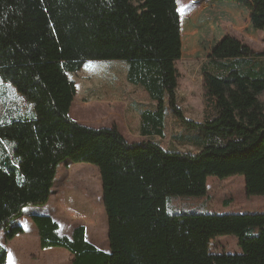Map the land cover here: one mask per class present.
Segmentation results:
<instances>
[{
  "label": "trees",
  "instance_id": "trees-1",
  "mask_svg": "<svg viewBox=\"0 0 264 264\" xmlns=\"http://www.w3.org/2000/svg\"><path fill=\"white\" fill-rule=\"evenodd\" d=\"M234 1L264 29V0ZM225 12L210 0L189 14L179 12L177 0H0V77L36 112L0 121V138L14 141L17 157L0 165V229L7 239L24 231L13 221L26 207L48 203L58 166L70 158L99 168L110 251L89 242L84 225L60 235L57 220L35 214L42 248L65 247L74 264H264V213L166 208L169 194L205 193L209 175L244 174L248 193L264 194V64L210 58L220 74L203 71V118L186 117L178 103L182 50L228 49ZM91 59L128 61V81L159 101L142 113V135L163 136L159 124L151 132L146 123L167 103L185 127L199 131V149L165 147L150 137L129 142L116 123L94 127L72 118L76 84L69 73ZM252 227L259 230L250 235ZM225 234L238 238L239 253L213 250V240ZM7 259L0 246V264Z\"/></svg>",
  "mask_w": 264,
  "mask_h": 264
},
{
  "label": "rangeland",
  "instance_id": "rangeland-1",
  "mask_svg": "<svg viewBox=\"0 0 264 264\" xmlns=\"http://www.w3.org/2000/svg\"><path fill=\"white\" fill-rule=\"evenodd\" d=\"M226 1L230 2V0H210L220 10L230 14L229 7L225 5ZM206 2L207 0H177L178 10L182 14H189ZM223 21L226 31L231 35V21L229 19ZM257 32L259 37L264 34L262 29H258ZM216 56L223 55L213 50L201 53H194L189 49L182 50V56L177 62L180 71L178 103L188 118L201 120L204 116L203 71L209 70L220 74L219 70H215L209 64V59ZM128 67L129 62L121 59H91L86 61L79 71L70 72L69 76L76 84V94L70 110L71 117L74 118V114L78 112L80 115L76 116L75 120L94 127L111 126L117 122L121 133L129 142L146 140L150 137L160 140L165 147L197 151L199 131L185 127L178 115L168 108L167 103L150 123H146L151 132L153 126L159 124L163 136L142 135L138 129L141 125V115L148 109H155L159 101L153 100L141 85L128 81L126 76ZM12 152L14 153L13 149ZM72 165L74 174L68 176L67 171ZM58 185L60 187L56 191ZM47 205L54 207V219L61 225L62 230L63 228L71 230L78 225H84L87 240L100 249L110 251L108 217L102 178L97 165L90 162H74L70 158L62 162L58 166ZM39 206L36 205V208H42ZM166 208L171 213H264V194L248 193L244 174L222 178L209 175L205 193L169 194ZM27 212L24 221L29 228L31 225L35 226V222L31 216L28 217ZM258 230L257 227H252L248 230V234H256ZM3 243L9 249L10 262L12 260L14 264L28 262L22 259L18 241L13 243L3 241ZM30 248L33 255H40L39 251L47 250L41 247V242H37V239L36 242H31ZM212 248L218 252L241 251L238 238L232 234L216 237L212 242Z\"/></svg>",
  "mask_w": 264,
  "mask_h": 264
},
{
  "label": "crops",
  "instance_id": "crops-1",
  "mask_svg": "<svg viewBox=\"0 0 264 264\" xmlns=\"http://www.w3.org/2000/svg\"><path fill=\"white\" fill-rule=\"evenodd\" d=\"M230 11L229 20L232 25V33L230 36V47L226 50L215 51L220 53L223 56H216L228 59H245L248 64L252 65H261L264 64V34L262 37L258 36V28L255 27L253 21L251 20L250 10L242 5L237 3L234 0H230V2L225 3ZM264 30V29H262ZM234 31V32H233ZM232 34H234L232 36ZM256 43V45H255ZM213 58V57H212ZM107 107V106H106ZM108 108V107H107ZM105 108V109H107ZM36 112L34 106L31 102L26 100V98L18 92V90L12 85L10 82L3 80L0 77V121H11L13 119H23L27 117H35ZM80 115L78 112L74 114V119L76 116ZM77 120V119H76ZM79 121V120H78ZM82 123V122H81ZM117 123V122H116ZM118 127L120 125L117 123ZM140 130V127H138ZM144 136V135H143ZM146 139V138H145ZM144 139H139V141H143ZM14 142L0 138V165L6 166V164L12 162L16 163L17 160L14 157L12 149H14ZM56 191L59 190L60 185L56 186ZM55 188V187H54ZM42 208H36V206L26 207L25 212L22 216L18 217L13 221L14 225H22L24 228L23 232H20L15 235L12 239L6 238V230L0 229V246H4L8 252L7 264H14L13 260L10 262L9 260V249L4 242L13 243L18 241L20 249L22 251V259L27 264H74V254L69 251L67 248L62 246H52L45 248L47 249L45 252H40V255H33V251L30 248L31 242H41L40 231L38 226L35 224L31 225L29 228L25 225L24 218L26 216V212L28 213V217L33 216L35 214H45L50 215L55 218V214L53 213L54 207L43 205L39 206ZM34 209V210H33ZM40 209V210H35ZM56 220V219H55ZM75 227L71 230L63 228L59 224V234L71 236ZM49 248H53L52 250H48ZM21 263V264H26ZM17 264V263H15Z\"/></svg>",
  "mask_w": 264,
  "mask_h": 264
}]
</instances>
